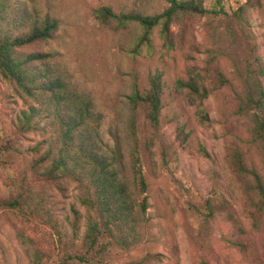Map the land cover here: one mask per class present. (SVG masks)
I'll list each match as a JSON object with an SVG mask.
<instances>
[{"label":"rangeland","instance_id":"374dc122","mask_svg":"<svg viewBox=\"0 0 264 264\" xmlns=\"http://www.w3.org/2000/svg\"><path fill=\"white\" fill-rule=\"evenodd\" d=\"M208 13L196 20L183 46L165 52L158 29L151 52L133 57V27L119 30L104 24L96 11L108 7L116 15L161 14L168 0H5L0 3V30L18 36L28 32L36 19L48 16L60 22V31L43 53H59L68 78L93 99L102 113L101 133L112 145L115 133L126 140L131 112L128 96L137 87L150 88V77L163 75L164 96L157 130L147 123L145 112H136L135 139L148 184V210L137 228L134 246L117 247L106 264H252L235 246L238 228L249 230L242 192L228 162V151L239 148L248 164L264 174V156L252 143L249 119L239 113L244 68L241 51L231 32L241 25L254 40L264 71V0H203ZM27 10V12H25ZM26 13V14H25ZM179 38V28L173 29ZM210 61L220 66L231 81L213 91L205 102L209 125L199 123L196 108L177 90ZM264 85V76H263ZM32 99L14 84L0 81V132L16 140L10 158L18 166L29 163L28 151L43 140L41 131L18 135L19 119ZM17 134V137H16ZM148 147H147V142ZM131 147L135 146V140ZM127 163H129L127 161ZM13 171L0 167V200ZM55 222L32 231L13 216L0 214V264H36V249L52 252L41 264H63L67 254L83 249L88 230V207L73 184L65 195L51 191ZM77 211V214L74 213ZM76 216L78 218H76Z\"/></svg>","mask_w":264,"mask_h":264},{"label":"trees","instance_id":"16d2710c","mask_svg":"<svg viewBox=\"0 0 264 264\" xmlns=\"http://www.w3.org/2000/svg\"><path fill=\"white\" fill-rule=\"evenodd\" d=\"M253 1L248 0L247 4ZM168 2L170 6L164 12L153 16L116 15L108 7L96 11V16L104 24L115 23L119 30L130 27L137 30L130 49L133 57L152 51L157 29L162 48L170 52L183 46L193 23L208 11L203 0ZM244 10L241 7L236 13L240 28L230 34L233 44L241 51L245 75L239 113L249 119L252 143L264 156V71L254 40L241 25ZM176 27L179 38L173 30ZM59 31L60 22L50 16L36 19L28 32L18 36L0 30V81L14 84L33 102L19 119L18 135L41 131L46 136L30 148L29 163L20 167L10 158L16 140L7 139L0 132V167L13 171L6 184V197L0 200V214L13 216L32 231L52 226L55 216L50 192L65 195L73 184L88 207V230L83 249L67 254L62 258L63 264H106L112 250L117 247L126 250L137 243L136 230L146 221L148 184L135 139L136 112L142 108L147 123L153 130L158 129L163 107V75H152L150 88L144 92L134 88L127 98L130 135L124 140L115 133L113 144L109 145L101 133L103 115L97 111L91 96L68 78L66 67L58 60L59 53L42 52L44 46H51ZM230 85L222 68L210 61L190 80L178 81L177 90L196 108L199 123L209 125L206 100L213 91ZM134 140L135 146L131 147ZM227 162L242 192L244 215L250 221L249 230L238 228L235 246L252 264H264V174L248 164L239 148L228 151ZM51 258L50 249H36V264ZM135 264H147V259ZM199 264L210 263L203 260Z\"/></svg>","mask_w":264,"mask_h":264}]
</instances>
